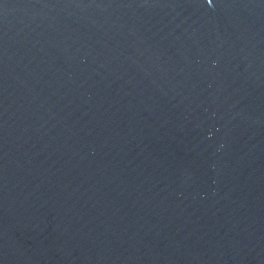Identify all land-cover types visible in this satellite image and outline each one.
I'll return each instance as SVG.
<instances>
[{
	"label": "water",
	"instance_id": "obj_1",
	"mask_svg": "<svg viewBox=\"0 0 264 264\" xmlns=\"http://www.w3.org/2000/svg\"><path fill=\"white\" fill-rule=\"evenodd\" d=\"M0 264H264V0H0Z\"/></svg>",
	"mask_w": 264,
	"mask_h": 264
}]
</instances>
